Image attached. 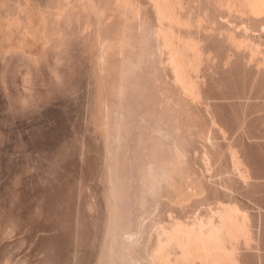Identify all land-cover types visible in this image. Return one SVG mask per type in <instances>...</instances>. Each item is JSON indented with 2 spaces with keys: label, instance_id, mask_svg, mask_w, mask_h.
I'll use <instances>...</instances> for the list:
<instances>
[{
  "label": "rangeland",
  "instance_id": "374dc122",
  "mask_svg": "<svg viewBox=\"0 0 264 264\" xmlns=\"http://www.w3.org/2000/svg\"><path fill=\"white\" fill-rule=\"evenodd\" d=\"M80 1L0 0V264H133L137 255L122 244L136 228L153 230L173 213L189 219L210 200L230 197L255 233L252 247L240 246V262L264 264V64L238 52L228 65H203V92L191 101L173 86L158 43L151 37L141 45L145 27L127 21L117 0H94L105 11L100 19ZM122 33L129 44L106 56L101 44ZM203 138L212 139L217 171H204ZM180 149L188 157L182 171L202 178L207 195L188 210L165 196L152 208L151 180ZM229 150L247 165V182Z\"/></svg>",
  "mask_w": 264,
  "mask_h": 264
},
{
  "label": "bare ground",
  "instance_id": "6f19581e",
  "mask_svg": "<svg viewBox=\"0 0 264 264\" xmlns=\"http://www.w3.org/2000/svg\"><path fill=\"white\" fill-rule=\"evenodd\" d=\"M22 1H24V0H22ZM78 1H80V0H78ZM194 2H197V5H194ZM80 3H83V2L80 1ZM62 4H65V3H62ZM67 4H66V6H67ZM84 4L90 8L91 13L93 12L94 15L97 16L96 17L97 19H100L99 16H102L101 14H103L102 12L104 11V9H103V11H101L102 9L99 8L100 6L97 7V5H95L94 0H85ZM58 5H60V4H58ZM80 5L82 6V4H80ZM63 6H65V5H63ZM66 6L63 8H65V10L69 9V8L66 9ZM68 7H69V5H68ZM22 8H24V7H22ZM117 8L123 12V14L126 17V20L128 19L127 21L132 20L131 18H133L134 20L137 19L140 23L139 26L141 25V26L145 27V28L142 27L143 30L145 29L144 30L145 32L142 30L144 32V34H142L143 32L141 31V34H142V37L140 36L141 37V40H140L141 45L146 46L148 41L151 40V37H152V39L154 38V42L156 41L155 46H157V43H158L159 48L161 49V51L163 53V59L161 60V62L163 61V63L166 65V69H168L167 71H169V73L171 75L170 80L173 81V86L175 85L178 88V92L185 94L186 97L189 98L191 101H199L200 96L202 95L201 92H203V90H202L203 87L201 88V86L204 85L205 80L201 81L200 79H203L205 77L201 78L200 75L203 74V70H204L203 67L213 66L216 64H220L222 66L228 65L229 63H231L233 61V57L237 56L236 54H238V52L240 53V56H241V53L246 54L245 58H247V62L250 64L251 63H254V64L260 63L259 64L260 66H261V63L264 64V0H145V1H141V0H117ZM35 12L36 11H34L33 13H35ZM43 12H45V11H43ZM67 12H69V11H67ZM9 13H11V12H9ZM60 13L62 14L63 11H61ZM65 13H63V14H65ZM69 13H71V12H69ZM41 14H42V12H41ZM53 14H55V13H52V15ZM61 14H59V15H61ZM66 14H68V13H66ZM55 15H57V13ZM129 16L130 17L132 16V17L130 18ZM56 18H58V17L56 16ZM59 18H61V17L59 16ZM24 19H23V21H24ZM45 21H47L46 18H45ZM45 21H43V22H45ZM97 21H99V20H97ZM101 21H102V19H101ZM58 22H59V20H58ZM8 23H9V21H8ZM47 23H49V21ZM47 23H46V25H47ZM21 24H23V23H21ZM57 24H59V23H57ZM90 24L92 26V23H90ZM100 24L101 23L99 22L98 25H100ZM84 27H85V25H84ZM87 27H89V26H87ZM123 27H124V25H123ZM7 28H8V26H7ZM126 28H128V27H126ZM35 29L37 30V28L34 27L33 31H35ZM124 30L126 31V29H124ZM30 31H32V30H30ZM125 31H123V32H125ZM252 31H255V32L258 31V36H255L256 35L255 33H254L255 35L252 34L253 33ZM30 33L32 34V32H30ZM44 33H46V32H44ZM126 33H128V31ZM45 35H44V37H45ZM34 37H36L35 34H34ZM47 37H48V35H47ZM115 37H114V40H113V38H112V40H110V39H107L108 41L105 40L106 42H103L104 40L103 41L101 40L104 43V45L101 44L102 47H104V50H103V48L101 50L105 52L106 56H107L106 52H110L111 49H112V51H114L113 50L114 47L115 48H117L116 46L126 47L127 44H129L125 33L119 34L116 38ZM100 38H101V36H100ZM97 41H99V40H97ZM153 45H154V43H153ZM19 46H20V44H19ZM219 46H220V48H224V54L223 55H218V52H219L218 50L220 48H217V47H219ZM139 48H140V46H139ZM10 49H12V48L10 47ZM14 50H15V48H14ZM101 50H99V51H101ZM221 50H220V52H221ZM142 52L144 53L145 51H142ZM151 52H152V49H151ZM113 53H115V52H113ZM100 54L98 53L97 56H99ZM110 54L111 53H109V56H110ZM141 56H144V54H141ZM238 56H239V54H238ZM148 58L146 57V59H148ZM99 59L101 60V58H99ZM103 60L105 63L106 58ZM140 60H142V59L140 58ZM140 63L141 62L139 61L138 64H140ZM132 64L135 66L134 63H132ZM132 64H131V66H133ZM203 65H205V66H203ZM99 66L101 67V65H99ZM129 67H130V65H129ZM254 67H255V65H254ZM257 67H259V66H257ZM201 68H203L202 71H201ZM259 68H261V67H259ZM208 69H209V67H208ZM261 70L262 69H260V71ZM200 71L202 72L201 74H199ZM263 71H264V69H263ZM204 75L205 74H203L202 76H204ZM201 83H203V84L201 85ZM171 84L172 83H170V85ZM205 106H206V103H205ZM209 116H211V115H209ZM159 130H161V129H159ZM156 131H158V130H156ZM159 133H161V132H159ZM198 133H199V136L202 134L201 132H198ZM201 136H205V135H201ZM206 136H205V138H206ZM163 137H164V133H163ZM166 137H168V136H166ZM211 140L204 139V141L206 143H203V144H205V148L207 149V150L206 149L204 150L203 155H202L203 161L205 163L204 166H206L204 171L208 172V173H210V171H214V170L217 171L216 169H214L212 167L213 165L211 164V157H210V152L208 149V146H209L208 142L211 143ZM172 149H173V147H172ZM181 149L178 150L179 153L176 156L175 162L173 161L174 163L172 164L171 162L174 159H171L170 163L168 164L171 166H169V167L164 166L166 168V170H164V171L161 170L162 167H160V170L157 171V173H154V174H158L159 172H162V171L164 172V173L162 172V175L159 174V177L156 176L155 180L152 179L151 180L152 184H151L150 188L149 189L146 188V189H148V194H149L148 196L151 199V201H150L151 203L148 200H146V201H148L150 203L149 204L150 207L153 208V206H156L155 204H158V203L160 204V202L162 203V197L165 196V198L168 197L169 199H167V200H170V202L175 204L176 207H178V209H179V207L180 208L181 207L182 208L187 207V210H188V204L191 202V205H192V200L197 201L196 197L199 195L203 196L204 193L206 192L205 191L206 186H205V184H203L202 178H198L197 176L189 174L188 173L189 171H187V172L182 171V166L184 165L183 160L185 159V155L183 153H185V154H187V153L183 151V153L181 154L180 153ZM174 150H175V148H174ZM170 151L172 152V150H170ZM202 151H203V149H202ZM234 151H236V150H234ZM229 152L231 153L230 154L231 159H232L231 164H233L232 167H233L234 171L236 172L238 179H240L243 182H247L249 177L245 173V172H247L246 169L244 168L245 165H243L244 170L241 166V164L244 162H241L239 160L238 157L240 155L238 157H236L235 152H233L231 150H229ZM169 154H173V152L169 153ZM175 154H173V156ZM223 155H224V153H223ZM186 157H187V155H186ZM186 159H188V157ZM229 159H230V157H229ZM181 164H183V165H181ZM186 164L184 166H186ZM217 167H219V166H217ZM212 169H214V170H212ZM219 170H220V168H219ZM150 171H151V169H150ZM206 174L207 173H205V175ZM212 177H214V176L212 175ZM219 179H221V178H218V180ZM221 180H223V179H221ZM220 182H219V185H220ZM217 183L218 182H216V184ZM109 185H110V183H109ZM210 185H211V183H210ZM214 185H215V181H214ZM148 187H149V185H148ZM225 187H227V186L225 185ZM111 193H112V191H111ZM201 194H203V195H201ZM205 194L207 195V193H205ZM207 197L208 196H206V198ZM227 197H230V196H227ZM206 198L204 197V199H206ZM213 198H215V197H213ZM202 199H203V197H202ZM202 199L200 197L198 202H200ZM207 199H206V202H207ZM233 199L234 198L231 199V197L228 200L224 199V198H218L216 200H213L214 202H212V200L209 199L211 201V203H209L208 207L206 206V209L204 208L205 211L201 210L200 212L198 211L199 213L198 212L195 213V210H194L193 211L194 213L190 215L191 218H189V219L185 218V217H187V215H185V214L183 215L184 217L177 215V213H176V215H174V213L170 214L169 219L167 218L168 220L162 219V221H161V219H160V222H158L156 224L154 223L155 224V228H154L155 231H154V229L142 231L139 229L140 227H138V229L136 228L133 235H131L127 239L125 238L127 240V241H125L126 244H122V245H125V246L127 245L128 247H130L129 249H131V247H132V250H130V251H133V253H135L134 254L135 256L137 255L136 257H133L134 259L136 258L137 261L140 259V258L138 259L139 256L145 258L146 260L145 259L143 260V258H142V260L140 259L142 262L144 261L142 263L140 261L134 262V261H136V259L135 260L130 259L128 256H126V258L128 257V261H129V259L132 260L133 264H242V262H240V255H239V253L241 254V251H242L240 249L241 248L240 246H242V244H244L245 247H249V244H251L250 246L252 247V242H253L252 240L254 239L253 236H255L253 234H255V233H253V231H251V228H252L251 223L252 222H250V219H249V218H251V216L249 215V213L247 212V210L245 208L241 207L240 204H237L238 201L236 202V200H233ZM170 202H168V203H170ZM196 203L197 202H195V204ZM114 205H115V203H114ZM175 205H173V206H175ZM114 208L116 209V207H114ZM193 209H195V208H193ZM149 210H151V209H149ZM115 212L116 211L114 210V213ZM183 212H184V210H183ZM170 213H172V211H170ZM154 224H153V226H154ZM150 229H152V228L150 227ZM130 239H132V240L130 241ZM121 243H119V244L121 245ZM123 243H124V241H123ZM245 247H243V248H245ZM124 248H126V247H124ZM115 249H117V248H115ZM124 250H121V251H124ZM127 250L128 249L126 248V251ZM126 251H124V252H126ZM129 252L127 253L128 255L130 254ZM115 253H116V250H115ZM111 254H113V252ZM122 255H124V254H122ZM122 257L123 256H121L120 258L124 260L125 258L124 257L122 258ZM130 257L132 258V255ZM112 259H110V260H112ZM115 260H117V258L112 260V261H115ZM125 260L122 263H124ZM244 260H245V258H244ZM119 261L121 262V260H119ZM132 261L130 263H132ZM117 262H118V260H117ZM108 264H111V263L109 262ZM113 264H115V263H113ZM124 264H127V262H125Z\"/></svg>",
  "mask_w": 264,
  "mask_h": 264
}]
</instances>
